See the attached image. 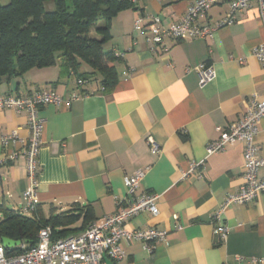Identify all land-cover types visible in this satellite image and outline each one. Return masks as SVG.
Returning a JSON list of instances; mask_svg holds the SVG:
<instances>
[{
	"label": "crops",
	"instance_id": "crops-1",
	"mask_svg": "<svg viewBox=\"0 0 264 264\" xmlns=\"http://www.w3.org/2000/svg\"><path fill=\"white\" fill-rule=\"evenodd\" d=\"M196 1L147 0L139 3L142 9L125 10L114 18L109 49L119 60L118 81L111 90H102L99 76L81 78L85 81L79 86V77L60 64L0 84V96L52 88L64 101L39 111L45 128L36 217L49 219L53 212L91 207L94 223L114 214L117 203L126 199L125 177L147 169L136 194L158 196L160 213L154 217L142 212L130 227L169 231L168 240L152 253L141 242L123 241L126 257L117 263L105 256L104 264H252L251 259L264 258V192L257 202L226 209V241L212 220L225 198L243 184L245 144L236 143L208 158L206 152L219 138L216 129L236 122L248 99L264 100V66L253 55L264 44V27L254 5L211 37L166 38L168 51L148 41L147 17H159L168 27L181 21ZM227 9L228 1L214 6L208 23L219 22ZM141 17L145 20L136 29ZM202 63L216 72L204 87L195 71ZM87 67L83 65L81 72H92ZM74 94L79 99L71 101ZM14 132L29 139L27 113L2 111L0 135ZM150 137L160 147L159 155L151 153ZM258 143L264 158V119ZM23 150L25 145L18 143L0 145V204L17 212L30 181L25 159L9 157ZM203 160L201 171L188 174L193 162ZM259 176L264 179V167Z\"/></svg>",
	"mask_w": 264,
	"mask_h": 264
},
{
	"label": "built area",
	"instance_id": "built-area-1",
	"mask_svg": "<svg viewBox=\"0 0 264 264\" xmlns=\"http://www.w3.org/2000/svg\"><path fill=\"white\" fill-rule=\"evenodd\" d=\"M228 1V9L223 19L215 24L208 23L209 11L216 5ZM256 5L259 16L264 27V0H197L190 5L186 15L181 21L172 23L168 27L162 25L161 19L156 16L147 17L148 41L154 46H163L165 51L166 38L177 41H187L196 38H207L213 36L219 29L234 24L237 13L251 9ZM145 17L135 22L136 29H141ZM255 58L264 66V44L256 47L253 51ZM195 71L199 77L201 87L206 86L216 77L212 65L202 63ZM78 85L84 84L78 80ZM79 99L78 95H72L71 101ZM64 103L54 89L44 88L35 92L25 94H7L0 96V113L4 110L16 112L25 111L28 115V128L30 137L26 141L18 133L0 135V145L18 143L25 145V150L14 152L10 155V161L25 159L27 176L30 181L28 188L23 193L24 205L21 213L33 215L38 205V187L40 162L39 152L42 145V137L45 121L40 118V108L46 105L60 106ZM264 119V100L251 97L245 103V109L236 122L229 124L226 128L218 127L216 131L219 138L207 146V158L224 151L226 148L243 142L245 144L243 167V184L233 194H229L213 215V223L217 234L226 241L230 232L224 220V213L231 205H246L258 201L264 192V179L260 178L259 172L264 167V158L260 154L258 136L260 124ZM153 155L161 153L160 147L153 138H148ZM206 161L193 162L188 174L201 171ZM147 169L137 171L124 179L126 188V199L117 203V211L102 219L91 223L85 231L79 235L69 236L54 240L51 227L43 228L38 235L37 244L31 248L27 243H21L19 254L8 256L5 248L0 246V264H104L105 256L120 263L126 257V251L121 243L141 242L149 252H153L158 243L168 240L169 231L159 230L155 227L131 228L132 221L142 212H149L154 217L160 211L157 206L158 196L153 194L137 195L136 192L144 179ZM186 174V176L188 175ZM177 219V217H176ZM181 227L177 226V230ZM238 261L242 257H237ZM252 264H264V258L251 259Z\"/></svg>",
	"mask_w": 264,
	"mask_h": 264
},
{
	"label": "trees",
	"instance_id": "trees-1",
	"mask_svg": "<svg viewBox=\"0 0 264 264\" xmlns=\"http://www.w3.org/2000/svg\"><path fill=\"white\" fill-rule=\"evenodd\" d=\"M145 1L10 0L6 6L0 3V84L33 69L60 64L79 80L99 76L103 91L113 89L118 81L115 64L119 58L107 48L112 41V22L120 12L142 9L139 3ZM48 3H54V9L49 10ZM95 27L101 39L90 37ZM83 65L92 72L82 73ZM93 218L91 207L53 212L45 219L0 204V239L27 243L33 248L43 228L51 227L53 239L58 240L85 231ZM80 221V228H74ZM5 251L8 256L21 252L19 247Z\"/></svg>",
	"mask_w": 264,
	"mask_h": 264
},
{
	"label": "rangeland",
	"instance_id": "rangeland-1",
	"mask_svg": "<svg viewBox=\"0 0 264 264\" xmlns=\"http://www.w3.org/2000/svg\"><path fill=\"white\" fill-rule=\"evenodd\" d=\"M0 3L3 5V6H6V5H8L9 3H10V0H0ZM46 7L49 9V10H51V9H54V3H48L47 5H46ZM97 27V26H96ZM96 27L92 30V32H91V34H90V37H95V38H99V39H101V37L96 33ZM108 49L110 48V47H107ZM87 70H89V68L87 67L86 68ZM0 244H1V242H0Z\"/></svg>",
	"mask_w": 264,
	"mask_h": 264
},
{
	"label": "water",
	"instance_id": "water-1",
	"mask_svg": "<svg viewBox=\"0 0 264 264\" xmlns=\"http://www.w3.org/2000/svg\"><path fill=\"white\" fill-rule=\"evenodd\" d=\"M0 242L3 244L4 248H14L16 246H20L21 242H15L10 239L2 238L0 239Z\"/></svg>",
	"mask_w": 264,
	"mask_h": 264
}]
</instances>
